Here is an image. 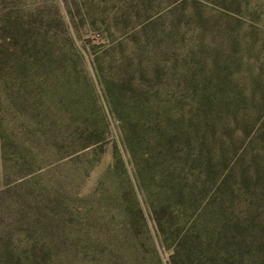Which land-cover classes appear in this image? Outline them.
<instances>
[{"label":"rangeland","instance_id":"374dc122","mask_svg":"<svg viewBox=\"0 0 264 264\" xmlns=\"http://www.w3.org/2000/svg\"><path fill=\"white\" fill-rule=\"evenodd\" d=\"M107 89L117 108L160 103L173 121L192 90L211 96L195 166L178 163L197 198L153 212L145 190L173 179L125 186L135 166ZM144 140L137 159L157 167L162 146ZM224 221L242 260L233 248L215 264H264V0H0V264H171L160 240Z\"/></svg>","mask_w":264,"mask_h":264},{"label":"trees","instance_id":"16d2710c","mask_svg":"<svg viewBox=\"0 0 264 264\" xmlns=\"http://www.w3.org/2000/svg\"><path fill=\"white\" fill-rule=\"evenodd\" d=\"M105 93L106 97L109 98L112 111L120 119L122 130L121 141L128 148L134 161L135 182H131L130 186L124 182L125 186H128L130 190L139 187L144 191L145 182L155 175L173 179L175 182L171 184L169 190L158 191L156 194L145 190V199L153 212H155L157 203L158 205H168V203L174 201L180 202L184 197L190 199L197 198L200 193L199 190L194 192L192 186L190 188L180 186L178 178H180L179 174H181L182 166H178V163H180V160L182 163L187 164L189 162L193 167L195 166L196 162L195 159L190 158V151L193 150L195 139H197L196 133L200 118L205 114V107L214 104L211 96L203 90H192L188 94L191 100L189 103L191 108H188V115L184 118L185 115L179 113L175 118L176 120L173 121V113L170 109L172 107L163 106L160 103L137 102L135 104H127L128 106L125 107V110H122V108H117L114 105L113 100L115 96H112L113 92L107 89ZM176 110L179 111V107ZM144 123L147 124L146 127ZM145 136L149 137L148 141L150 144L149 142L145 144L149 149L153 150L155 147L162 146L160 151H158L157 167H152V164L155 162V159H152V155L144 160L137 159V146L145 141ZM183 139L187 142L188 151L181 155L176 153L175 148L177 147L176 141ZM97 141L101 140L97 139L94 142ZM113 168L118 170V172L122 170L121 173H124L123 164L119 160H115ZM192 181L194 184L193 179ZM122 184L119 187L123 188ZM122 197L126 199L128 204H132L133 202L135 204L136 202L135 198L130 199L126 195ZM221 227V231L216 234L211 233L209 236H203L201 228L197 230L192 227L191 230L185 231L177 237L170 240L163 238L160 241L163 245L167 247L171 246L174 250L171 264H178V260L175 259L177 255H181L184 260L188 261L189 258L187 257L192 248L199 251L198 258L202 264L226 262L227 257L234 251L233 248H237L235 252L239 260H242V240L235 234L233 225L227 224L224 221ZM188 238H193V240H188Z\"/></svg>","mask_w":264,"mask_h":264}]
</instances>
